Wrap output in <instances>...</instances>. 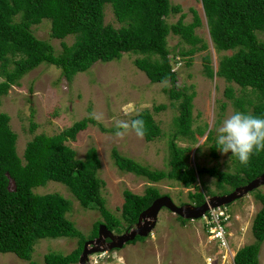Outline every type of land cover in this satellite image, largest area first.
Wrapping results in <instances>:
<instances>
[{"label": "trees", "instance_id": "16d2710c", "mask_svg": "<svg viewBox=\"0 0 264 264\" xmlns=\"http://www.w3.org/2000/svg\"><path fill=\"white\" fill-rule=\"evenodd\" d=\"M200 1L215 49L232 51L220 57L216 71L209 55H204V73L208 77L217 75L228 83L234 82L241 89L249 88L255 93V100L236 97L231 85H227L223 93L244 113H247L245 105H250L251 114L264 117V39L258 37L259 32L264 33V0ZM106 4L111 5L115 19L121 23L119 27L104 23ZM180 11V6L172 5L169 0H0V74L3 76L0 96L42 63L59 67L70 81L75 74L88 70L97 61L118 59L125 52L142 54L135 58V65L150 82H170L171 86L166 89L168 96L179 101L175 130L168 142V168H151L113 147L111 157L116 167L150 182L170 179L186 188L193 187L195 192L189 191L188 195L195 205L202 204L206 198L197 185L203 174L215 177L220 187L229 184L234 189L243 185L262 172L264 151L253 155L247 165L235 157L236 170L231 173L216 166H191L187 162L190 146H180L176 142L178 137L195 138L192 131L194 92L176 88L177 76L169 58L167 37L169 33L179 35L190 45L185 51L188 55L206 48V43L195 34V28L201 24L195 9H192L193 20L189 23L183 21V14L174 23L166 22L167 15ZM44 18L51 21V37L74 36L71 44L62 42V51L58 54L49 42L36 37L31 29ZM164 108V104L153 107L155 111ZM138 118L146 122V141L161 135V128L150 110L140 111L133 119ZM9 120L7 113L0 112V253L12 252L31 261L37 239L64 236L77 238V247L66 254L48 252L44 261L46 264H74L86 239L97 235L101 222L108 229L121 233L136 223L140 212L156 197L163 195L153 185L146 186L142 194L125 189L120 217H116L106 207L101 194L103 181L98 177L101 161L96 148L90 146L84 158L79 159L76 151L65 143L74 140L79 131L95 120L84 117L58 133L35 134L26 143L22 157L16 152L17 134ZM34 126L31 123V129ZM207 139H211L210 131ZM218 149L214 141L210 154L216 157ZM50 180L64 184L85 207H96L100 212L102 219L94 223L87 237L66 217L70 210L67 198L59 193L33 191ZM256 197L262 205L252 223L255 241L237 249L235 264L259 263V251L264 241V193L258 192ZM177 218L186 221L178 215ZM144 238L136 236L130 242ZM31 264L34 263L31 261Z\"/></svg>", "mask_w": 264, "mask_h": 264}, {"label": "rangeland", "instance_id": "374dc122", "mask_svg": "<svg viewBox=\"0 0 264 264\" xmlns=\"http://www.w3.org/2000/svg\"><path fill=\"white\" fill-rule=\"evenodd\" d=\"M169 1L172 5H179L181 11L171 12L165 17L166 22L174 23L183 14V21L189 23L193 20L192 9H195L201 18V24L195 28V34L206 43L205 49L188 55L185 51L190 45L179 35L169 33L167 37L169 58L177 76L176 88L184 89L188 93L194 92L192 131L195 138L178 137L176 142L180 146H190L187 162L191 166H216L223 171L235 172L236 158L231 152L223 154L218 149L216 157L210 154V146L217 141V129L223 120L235 112H243L233 100L226 98L223 92L227 85H231L235 96L245 100H255V93L249 88L241 89L234 82L228 83L217 75L208 77L204 73V55H209L213 70L216 71L220 57L231 54L232 51L215 49L200 0ZM104 23L114 27L121 25L115 19L110 4L104 7ZM50 25L51 21L44 18L31 29L36 37L49 42L58 54L62 51V42L71 44L74 36L53 38L50 35ZM258 37L264 39V33L259 32ZM141 56L142 54L125 52L118 59L97 61L88 70L75 74L70 81L62 75L59 67L42 63L23 75L6 94L0 96V112H5L10 117V127L17 134L16 152L20 157L26 143L35 134L58 133L73 122L89 117V113L93 111L104 114L102 122L88 123L74 140H67L65 143L76 151V158L79 159L84 158L90 146L96 148L101 161L98 170V177L103 181L101 194L106 207L116 217H120L123 191L128 189L142 194L148 185L156 186L161 194L169 195L177 205L194 204L188 193L195 192V188H186L180 182L170 179L150 182L144 177L119 170L111 157V150L115 147L123 155L151 168H168V142L175 130L174 122L179 113V101L168 96L166 89L171 86L170 82H150L146 74L135 65V58ZM2 80L3 76L0 74V81ZM159 104H164L165 108L155 111L153 107ZM125 106L134 110L132 115H124L122 109ZM245 107L247 113H250L252 106ZM145 109L152 112L153 118L160 126V136L152 141L140 139L134 132H130L123 139L115 136L117 119L132 120L136 113ZM31 123L35 125L32 129ZM209 131L211 139H207ZM197 185L198 191L205 193L207 198L232 190L229 184L218 186L216 178L208 174H203ZM33 191L38 194L59 193L67 198L70 210L66 217L72 220L86 237L91 233L94 223L102 219L96 207H85L60 182L50 180L43 186L35 187ZM258 192L264 193V184L226 204L232 214L227 231L229 247L234 253L238 248L255 241L252 223L262 205L256 197ZM122 223L126 227L123 221ZM203 225L202 218L186 219L183 222L176 214L162 208L154 229L144 240L126 243L120 249L94 253L89 256L86 264H207L206 256L215 257L214 244ZM133 227L134 224L125 230ZM77 240L70 237L37 239L31 261L34 264H46L43 258L46 253H69L77 247ZM31 261L21 259L12 252L0 253V264H31ZM226 261L229 263V259ZM219 263L218 260L216 264ZM258 264H264V241L260 247Z\"/></svg>", "mask_w": 264, "mask_h": 264}, {"label": "water", "instance_id": "95a60500", "mask_svg": "<svg viewBox=\"0 0 264 264\" xmlns=\"http://www.w3.org/2000/svg\"><path fill=\"white\" fill-rule=\"evenodd\" d=\"M263 184L264 164L262 172L249 182L236 186L226 194L212 195L200 205L190 203L177 205L169 195H160L140 212L134 227L125 230L123 233L116 234L108 229L106 224L100 223L97 236L84 242L78 264H86L91 254L120 249L127 242L134 240L136 236H148L154 229L158 214L162 208H166L184 219H199L209 207L229 204Z\"/></svg>", "mask_w": 264, "mask_h": 264}, {"label": "clouds", "instance_id": "9594fccd", "mask_svg": "<svg viewBox=\"0 0 264 264\" xmlns=\"http://www.w3.org/2000/svg\"><path fill=\"white\" fill-rule=\"evenodd\" d=\"M122 111L125 116H130L134 110L131 109L130 106H125ZM136 115L138 116L139 113H136ZM89 119L102 122L104 114L93 111L89 113ZM115 128L117 129L115 136L121 139L130 132H134L138 138L143 139L147 133L146 122L140 118L132 120L117 119L115 121ZM216 143L223 154L231 152L232 156L237 157L241 164L247 165L253 155H258L260 152L264 151V117L244 112L233 113L231 116L224 119L222 124L218 127ZM205 199L208 198L206 197Z\"/></svg>", "mask_w": 264, "mask_h": 264}, {"label": "built area", "instance_id": "2783aa9c", "mask_svg": "<svg viewBox=\"0 0 264 264\" xmlns=\"http://www.w3.org/2000/svg\"><path fill=\"white\" fill-rule=\"evenodd\" d=\"M232 214L226 205L216 207H209V209L202 215L204 228L208 234L209 239L214 244V255L205 257V263L216 264H234V252L230 250L227 225L230 222ZM229 259V263L226 261ZM232 262V263H230Z\"/></svg>", "mask_w": 264, "mask_h": 264}]
</instances>
